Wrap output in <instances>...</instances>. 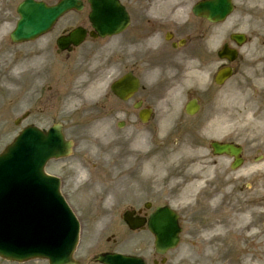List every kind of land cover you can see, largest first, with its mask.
<instances>
[{
	"label": "rangeland",
	"instance_id": "obj_1",
	"mask_svg": "<svg viewBox=\"0 0 264 264\" xmlns=\"http://www.w3.org/2000/svg\"><path fill=\"white\" fill-rule=\"evenodd\" d=\"M19 1L21 0H6L5 7L0 9V21L4 17L2 23L6 24L3 35L12 29L17 19L15 7ZM47 1L53 2L55 0ZM64 18L71 20L73 17L68 14ZM24 47L23 43L10 44L7 35L6 37L0 36V49H4V54L0 56V151L27 123L33 122L40 126L47 121L40 119V117H34V119L28 117L18 125L14 124L16 117L21 115L25 109L23 75L22 70H20L22 69ZM15 60L18 61V64L21 63V66L16 69L20 86L15 81L17 84L16 94L12 95L5 89L11 87L9 71L13 68L12 64ZM235 81L230 80L227 87H235ZM251 81L257 83L255 80ZM237 97L239 96L235 93L231 95L233 100H237ZM250 97H252L250 93L243 96L247 100ZM223 103V109H231L233 112L230 118H223L224 120L228 119L227 121L230 122L228 124L232 127L224 130V135L232 136L246 145V162L239 171H232L227 166V160L219 158L216 159L215 166L211 167V171H206L207 173L201 176L197 170L201 167L207 169L208 165L206 164L211 163L213 159L203 155L204 150L189 149L192 147L189 141H187V153L180 155L176 152L183 148L174 146L171 138L162 134L153 143H150L149 140L151 135L147 134L143 136V140L140 142L126 144L116 137L129 135L127 132L123 133L124 130L120 131L116 125L121 117H110L109 123L103 120L104 127L107 129L100 127V125L93 129L89 123L72 126L68 135L74 134L72 136L76 139L79 149L74 151V156L62 159L61 163L67 168L64 169V172H68L67 176H63L62 192L71 202L83 228L82 241L75 252V257L78 260L83 264H94L90 257L98 250L124 251L128 249L131 251L142 246L147 241L145 236L137 237L132 242V246H126L123 242L122 236L127 228L120 219V212L122 207L128 203H141L150 200L153 205H160L164 202L170 203L178 211L181 218L183 229L180 242L174 250L165 254L167 257L165 264H264V165L263 163L260 164L253 172L242 173L241 171L253 162L258 164L260 160L256 157L259 153L264 156V112L258 117H253L255 121L261 120L259 126L246 128L240 117H247V113H257L258 103L254 104L249 100L237 101L231 105V101L226 99ZM224 112L227 116V111ZM206 114L210 113H206L204 109L202 117H197L193 122L196 123L199 120L202 123L217 118L204 117ZM220 115L223 116V113ZM115 129L116 131H114ZM151 131L155 135L156 130L152 128ZM161 132L162 127H160ZM193 135V133H189L187 140ZM180 157L182 159H179ZM75 161H86L85 164L89 167V169L85 168L86 175L79 180H76L79 169L77 172L71 169L73 166L71 163ZM193 162H199V166L191 167ZM61 163L54 166H51L50 163L51 165L47 166L46 171L51 173L62 172L59 167ZM114 169L120 172L121 178H117L113 184L116 191L113 196L109 194L110 200L109 197L106 200L99 195L89 194L85 190H89L94 184L83 180V178L101 183L102 185L99 186L104 185L110 189L111 185H105L109 183L107 178H111L107 172ZM261 172L262 174H260ZM195 174L203 177V183H198L201 185L200 187L204 183H208L203 186L205 195H214L215 191L218 192L214 196L216 199L199 202L194 200L191 191L187 192L185 178L189 180V178H194ZM209 186L214 191L211 192ZM195 194L198 193L195 192ZM84 196H88L85 203L83 202ZM194 206L203 209V211L191 213L195 216L194 220H197L195 223L194 220L187 222V212H190L187 209L193 210ZM245 208L250 210L252 231L257 234L256 238L251 237L249 240L239 241L236 236L227 234L225 238L230 237L231 239L221 240V244L218 242L220 238L217 234L204 235L203 237L200 235L203 229L208 230L211 227L209 225L211 221L217 219L221 221L225 217L236 216L240 212H244L243 209ZM108 237H111L110 243L106 242ZM114 239L116 242L115 245H112ZM232 243H239V247H230L229 244ZM243 247H247L248 253H243ZM227 249L235 250L234 255L229 257L233 258L232 262L230 259L226 261L224 258L228 257L225 254ZM246 257L251 258V261L245 262ZM0 264L18 263H10L0 258ZM21 264H46V261L35 260Z\"/></svg>",
	"mask_w": 264,
	"mask_h": 264
},
{
	"label": "flooded vegetation",
	"instance_id": "obj_2",
	"mask_svg": "<svg viewBox=\"0 0 264 264\" xmlns=\"http://www.w3.org/2000/svg\"><path fill=\"white\" fill-rule=\"evenodd\" d=\"M121 3L128 16V24L122 32L113 38L109 37L112 39L103 46L98 43L104 38L87 40L90 43L87 55L90 66L88 81L99 83L113 71L118 73L116 78L130 75L135 80L138 84L135 93L129 99L119 100L120 117H139V109L143 108H151L150 117L160 111L163 112L162 117H185L183 107L179 113H171V104L181 106L184 101L195 96L201 105L205 95L213 94L209 87L213 83L209 81L210 78H203L209 86L205 85L200 89L190 84V77L195 71L207 76L209 65L215 61L216 68L223 64L218 57V49L223 44L232 45L229 41L230 33L212 30L209 26H216L217 23L194 15L191 10L193 3L187 0H121ZM231 3L232 11H237L238 24L249 23V19H252L251 7L260 4L253 3L252 0H231ZM75 25L85 26L83 18H79ZM209 42L214 46L211 49ZM39 48L42 51L39 52L42 63L36 75L41 80V112L45 117H49L51 113L63 117L65 114L60 108L61 102L64 95L71 97L74 85L67 86L64 90L63 67L59 64L68 61L76 49L71 53H58L54 37ZM195 61L200 67L190 68ZM26 73H30L28 67ZM146 74L149 76L148 85L144 82ZM79 91L78 87L73 93L77 94ZM111 100L110 90L107 94L95 96L88 116L109 117L112 111ZM137 102L141 108L134 109ZM79 114L78 110L67 115ZM138 214L145 216L147 210L140 208Z\"/></svg>",
	"mask_w": 264,
	"mask_h": 264
},
{
	"label": "water",
	"instance_id": "obj_3",
	"mask_svg": "<svg viewBox=\"0 0 264 264\" xmlns=\"http://www.w3.org/2000/svg\"><path fill=\"white\" fill-rule=\"evenodd\" d=\"M105 0H92L91 2H99L93 12L100 13L105 10ZM75 0H64L59 5L45 8L41 3L21 4V22L16 34H11L13 40L27 39L29 36L38 34L43 29L47 28L50 20L56 17L64 9L73 5ZM93 18L102 16L95 15ZM94 24H100L95 21ZM28 25L33 27V33L30 35L25 33L24 29H28ZM70 40L72 38L70 36ZM67 144L63 142L58 131L54 130L48 135L41 134L35 128L24 129L15 141L8 146L7 151L0 154V255L7 258L23 259L29 256H44L47 255L50 264H74L71 260V249L73 246L74 236L76 232L75 221L70 217V214L65 205L59 200V195L56 188V182L53 178L45 177L42 174L41 166L43 162L50 156H58L64 153ZM50 191V199L57 200L61 205L62 217L64 223L63 230L53 235V232L45 229L40 224L30 210L27 214H18L14 205V200L10 198L13 194L21 190V186L39 184L41 180ZM21 181V182H19ZM48 184V185H47ZM24 192L23 190H21ZM43 192H46L45 190ZM39 192L36 193V195ZM163 221H166L165 223ZM157 222L160 225L161 236L168 233L174 223V219L167 211H161L157 215ZM152 226V222H151ZM173 233L176 228L172 227ZM64 231V232H63ZM49 236L44 241V244L32 243L35 238L41 242V235ZM175 235V234H174ZM174 235L172 238H174ZM23 236L29 241L23 240ZM161 239V238H160ZM110 259V260H109ZM100 261L108 264H121V260L114 256L108 258L105 255L100 256Z\"/></svg>",
	"mask_w": 264,
	"mask_h": 264
},
{
	"label": "bare ground",
	"instance_id": "obj_4",
	"mask_svg": "<svg viewBox=\"0 0 264 264\" xmlns=\"http://www.w3.org/2000/svg\"><path fill=\"white\" fill-rule=\"evenodd\" d=\"M5 4H6L5 0H0V9L4 7ZM5 30H6V24H2L0 26V36L5 37V35L2 34L3 32H5ZM6 89L9 90L10 88H6ZM249 121L253 123L252 120H249ZM255 168H256L255 166L247 167L245 169H242L241 171L242 173L250 172V170H254ZM85 174L86 172L84 171V169H81L79 172H77V177H78L77 180L82 178ZM260 174H262V172ZM119 177L121 178L120 172L116 171L115 169L112 170L111 178L113 180H116ZM87 182H92V181L87 179ZM196 182H197L196 180L190 182L188 187L186 184L185 188L187 190H190L196 184ZM92 183H94V185H92L90 189L88 190L89 194L91 193V194L99 195L100 197L106 198V200L108 199V197H109V200L111 199L107 188H103L95 182H92ZM105 196H108V197H105ZM217 222L219 221H216L211 224V227L208 229V232L211 233L212 235L217 234L220 239H224L227 234L236 236V238L239 241L249 240L251 237H255V238L257 237V234L252 231V222H251L250 213L248 210H244V212H240V214L236 216L225 217V219H222L219 223ZM242 250L244 254L248 253L247 247H243ZM234 251H235L234 249L225 250V254L226 256H228L225 258L228 259L229 257H232L234 255ZM250 261H251V258L249 257L245 258V262H250Z\"/></svg>",
	"mask_w": 264,
	"mask_h": 264
}]
</instances>
